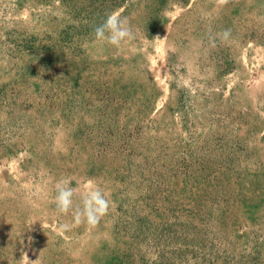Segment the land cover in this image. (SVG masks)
Here are the masks:
<instances>
[{"label":"rangeland","instance_id":"374dc122","mask_svg":"<svg viewBox=\"0 0 264 264\" xmlns=\"http://www.w3.org/2000/svg\"><path fill=\"white\" fill-rule=\"evenodd\" d=\"M0 264H264V0H0Z\"/></svg>","mask_w":264,"mask_h":264},{"label":"clouds","instance_id":"9594fccd","mask_svg":"<svg viewBox=\"0 0 264 264\" xmlns=\"http://www.w3.org/2000/svg\"><path fill=\"white\" fill-rule=\"evenodd\" d=\"M218 5H225L228 0H216ZM95 37L101 42L120 47L122 43L132 36L131 29L127 23V18L120 17L117 13L109 14L104 22L94 29ZM228 33H224L227 39ZM73 190L68 188L65 181H60L57 185V196L55 202L61 213H67L72 208ZM83 209L79 215L82 221L91 226H95L100 218L107 213L109 208L108 200L97 188L87 192L82 196Z\"/></svg>","mask_w":264,"mask_h":264}]
</instances>
